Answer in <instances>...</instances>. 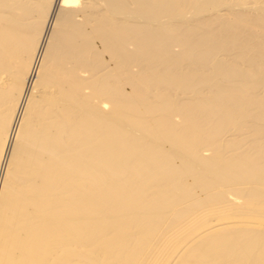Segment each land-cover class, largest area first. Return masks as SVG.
<instances>
[{
    "label": "bare ground",
    "instance_id": "6f19581e",
    "mask_svg": "<svg viewBox=\"0 0 264 264\" xmlns=\"http://www.w3.org/2000/svg\"><path fill=\"white\" fill-rule=\"evenodd\" d=\"M0 264H264V0H0Z\"/></svg>",
    "mask_w": 264,
    "mask_h": 264
},
{
    "label": "rangeland",
    "instance_id": "374dc122",
    "mask_svg": "<svg viewBox=\"0 0 264 264\" xmlns=\"http://www.w3.org/2000/svg\"><path fill=\"white\" fill-rule=\"evenodd\" d=\"M248 129H245V131H247Z\"/></svg>",
    "mask_w": 264,
    "mask_h": 264
}]
</instances>
